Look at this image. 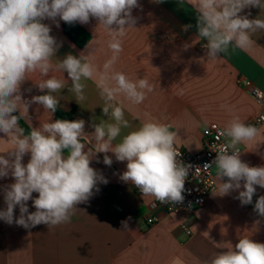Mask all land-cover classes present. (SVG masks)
Instances as JSON below:
<instances>
[{
	"label": "crops",
	"instance_id": "1",
	"mask_svg": "<svg viewBox=\"0 0 264 264\" xmlns=\"http://www.w3.org/2000/svg\"><path fill=\"white\" fill-rule=\"evenodd\" d=\"M138 3L141 7L132 12L138 18L135 28L128 29L122 37L123 51L114 67L129 79H147L153 90L138 105L118 97L115 103L123 107L129 127L121 128L113 146L147 119L170 125V130L176 133L174 146L191 153L202 151L203 131L210 123L225 128L233 116H239L244 123L254 125L261 106L238 81L251 80L264 92V29L249 33L251 44L242 48L229 44L217 59L210 60L204 47L207 41L198 38L196 0H138ZM240 15L264 19V9L248 7ZM56 21L59 27L52 20L42 21L50 26V35L60 45L52 63L67 54L79 57L92 53V62L102 68L112 55L107 46L111 37L97 19L90 17L87 24L75 22L91 35L90 41L80 48L65 35V22L59 17ZM186 25L191 27L185 30ZM52 76L65 80V87L53 93L59 100L57 110L72 114V121H85V135L80 141L85 151L93 155L90 167L108 183H99V191L94 189L87 203L77 205L70 222L52 228L40 224L25 229L0 220V264H206L216 253L234 247L240 238L264 243V217L254 211L264 188L256 186L253 203L241 205L236 199L238 191L215 195L219 184L217 171L213 173L216 190L203 207L188 217L151 210L155 197L142 196L131 182L120 179L127 162L117 161L109 152L113 163L107 166L103 163L105 153L95 154L91 125L102 120L115 123L103 114L105 100L95 78L82 79L85 99L77 101L75 93L69 91L72 85L66 72L50 71L48 77L30 73L20 86L22 102L46 94L36 83ZM222 104L228 108H221ZM17 114L30 131L56 120L55 112L38 103L29 104L27 116L22 106ZM257 128L260 135L255 140L238 145L241 160L249 166H264V124ZM11 148L10 140L0 133V155L8 158L5 152ZM64 154L67 155V150ZM29 159L30 154H26L22 163L27 164ZM11 183L14 179L10 175L0 178V209L6 207L3 188ZM32 195L35 198L38 193ZM27 203L29 212H34L32 201ZM18 216L17 206L14 217ZM151 216H158L160 221L149 225L147 220ZM122 221H127V229Z\"/></svg>",
	"mask_w": 264,
	"mask_h": 264
},
{
	"label": "clouds",
	"instance_id": "2",
	"mask_svg": "<svg viewBox=\"0 0 264 264\" xmlns=\"http://www.w3.org/2000/svg\"><path fill=\"white\" fill-rule=\"evenodd\" d=\"M140 7L138 0H0V133L12 145L5 152L8 158L0 155V178L10 175L14 179V183L3 188L6 207L0 209V220L25 229L40 224L52 228L70 222L77 205L87 203L93 190L99 191V183H108L90 167L93 155L85 151L80 141L85 135L83 119L45 122L40 127H32L28 135L24 134L18 123L20 117L14 113L22 106L27 116L30 103H38L54 113L59 100L53 93L65 87L64 79L55 76L42 79L36 85L46 94L22 102L20 86L34 72L42 77H48L50 71L66 72L72 85L69 91L75 93L77 101L85 99L82 79L95 78L100 96L105 100L103 114L115 121L102 120L91 125L96 140L95 154L105 153L103 163L107 166L113 163L107 155L109 152L117 161H126V171L120 179L131 182L142 196H154L161 203L183 202L185 178L191 165L178 161L179 153L174 147L176 133L170 130V125L147 119L121 142L115 146L112 143L122 127H129L123 107L115 103L118 97L138 105L153 90L147 79H129L114 67L123 51L122 37L128 29L135 28L138 19L132 15L133 9ZM248 7L264 9V0H196L198 38L207 41L204 47L208 59H217L229 44L241 48L251 44L249 33L264 29V19L240 15ZM57 17L68 24H87L90 17L97 19L111 37L107 46L112 55L102 68L92 62V53L79 57L67 54L56 64L52 63L60 45L50 35V26L42 21L52 20L59 27ZM189 27L184 26L185 30ZM221 108L227 109L228 105L222 104ZM221 135L228 138V148L232 151L222 148L213 161L219 180L215 195L238 191L236 199L241 205L252 204L256 186L264 188V166L243 162L238 145L255 140L260 135L259 129L233 116ZM26 154H30V159L24 164ZM211 166L205 164L204 170ZM34 192L38 193L35 198ZM29 200L34 212H29ZM17 206L19 216L14 217ZM254 211L264 217V195L257 198ZM122 226L127 229V221H122ZM206 264H264V243L240 238L234 247L231 245L226 251L216 253Z\"/></svg>",
	"mask_w": 264,
	"mask_h": 264
},
{
	"label": "built area",
	"instance_id": "3",
	"mask_svg": "<svg viewBox=\"0 0 264 264\" xmlns=\"http://www.w3.org/2000/svg\"><path fill=\"white\" fill-rule=\"evenodd\" d=\"M250 96L261 106V109L254 119V126L258 127L264 124V92L251 80L238 81ZM223 127L217 123H210L203 131L202 146L203 149L199 153H191L174 146L179 153L178 161L185 165H191L189 174L185 178L184 196L182 203L165 202L154 199L150 208L153 211H161L167 215H183L188 217L195 209L203 207L207 198L216 190V181L213 175V169L216 168L213 161L217 153L222 149H227L231 153L232 149L228 148V138L221 135ZM240 150V149H239ZM241 152V150H240ZM212 165L207 170H204V165ZM199 168V170H197ZM160 221L158 216H151L147 222L149 225H154ZM186 232L190 231L184 227Z\"/></svg>",
	"mask_w": 264,
	"mask_h": 264
},
{
	"label": "trees",
	"instance_id": "4",
	"mask_svg": "<svg viewBox=\"0 0 264 264\" xmlns=\"http://www.w3.org/2000/svg\"><path fill=\"white\" fill-rule=\"evenodd\" d=\"M63 28L65 35L79 48L85 46L90 41L91 35L75 22L73 24L65 22ZM14 115L18 114L14 113ZM55 119L72 121L73 117L72 114L64 113L56 109ZM18 122L20 127L24 129V134L28 135L30 133V129L27 124L22 121L21 118Z\"/></svg>",
	"mask_w": 264,
	"mask_h": 264
},
{
	"label": "rangeland",
	"instance_id": "5",
	"mask_svg": "<svg viewBox=\"0 0 264 264\" xmlns=\"http://www.w3.org/2000/svg\"><path fill=\"white\" fill-rule=\"evenodd\" d=\"M217 170H214L213 173H216Z\"/></svg>",
	"mask_w": 264,
	"mask_h": 264
}]
</instances>
